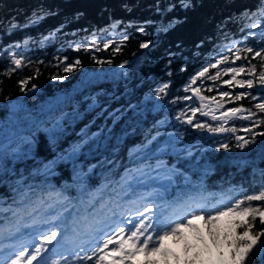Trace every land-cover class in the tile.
Returning a JSON list of instances; mask_svg holds the SVG:
<instances>
[{"label":"trees","instance_id":"trees-1","mask_svg":"<svg viewBox=\"0 0 264 264\" xmlns=\"http://www.w3.org/2000/svg\"><path fill=\"white\" fill-rule=\"evenodd\" d=\"M187 2L189 7L182 0H0V226L40 211L41 199L56 197L81 226L85 212L101 215L104 205L124 199L139 171L148 177L169 173L134 193L142 197L157 190L158 203L175 212L193 201L201 200L206 210L264 190V135L259 134L264 124L258 123L264 113L254 107L264 102V90L223 83L230 75L223 72L228 65L245 67L237 76L241 79L252 78L249 60L257 73L264 70L259 57L244 51L264 46L258 27H248L264 22V0ZM142 43L149 46L141 48ZM225 55L227 62L210 66ZM14 56L22 60L20 68ZM67 66L73 71L65 73ZM205 67L207 73L191 88L215 97L222 111L243 107L255 113L250 120H228L225 127L235 132L217 137L195 128V121L186 123V109L198 103L183 99L192 93L184 89ZM217 70L220 78L213 81L209 77ZM165 84V92L156 95ZM35 86L38 90L22 95ZM223 91L231 96L221 99ZM241 92L252 95L236 100ZM10 102L18 108L10 110ZM196 116L202 124L215 127L218 122L200 112ZM172 133L182 148L154 155ZM238 136H255V142L237 147ZM28 141L34 142L31 152ZM75 146L79 151L73 158H58L69 156ZM12 149L20 158H13ZM53 161L46 173L45 165ZM250 203L264 208V201ZM241 221L251 222L252 232L264 229L259 216L253 222L244 215L232 239L243 236ZM14 225L28 234L34 230L21 222ZM259 240L264 243V237ZM215 259L230 264L231 256L216 252ZM255 264L262 262L257 258Z\"/></svg>","mask_w":264,"mask_h":264},{"label":"snow or ice","instance_id":"snow-or-ice-1","mask_svg":"<svg viewBox=\"0 0 264 264\" xmlns=\"http://www.w3.org/2000/svg\"><path fill=\"white\" fill-rule=\"evenodd\" d=\"M183 7H189L187 0H182ZM264 15V13H262ZM250 28L260 27L259 21L254 22L248 25ZM140 31L143 32L141 28ZM250 35L255 36V34L250 33ZM127 39V37H125ZM260 39L264 40V29L261 30ZM108 45L105 44V47ZM149 45L147 43H142L141 48H147ZM120 49L117 48L116 51ZM240 49L237 48L235 52V58L239 60ZM244 51L253 54V59L259 57L261 63V68L264 69V46H261L259 49L254 50L252 47H246ZM247 59V57H244ZM229 60L227 55L223 56L216 64L210 65L215 68L217 64H223ZM99 63H104L105 61L100 60ZM13 63L16 68L22 66V60L13 57ZM76 65H79L77 60ZM111 63V61H108ZM250 67L247 69V74L251 76L250 79H241L237 80V74L244 73L245 67H226L223 69L225 75L231 73V79L224 81L225 84L231 85L232 81H236V84L241 87L246 86L248 89H252L254 86L258 85L264 90V70L257 73V66L252 64L251 61H248ZM10 71H15V68ZM73 71L72 66H67L64 68L65 73H70ZM208 68L205 67L202 69L196 76L192 78L188 87H185L184 91L187 92L189 89L193 94L199 97L200 106L194 107L191 110V117L186 120V123L193 124V118L196 116L197 112H200L204 116L211 115L212 120L223 121L217 127H213L210 124H202L200 122L195 123L194 127L197 129L207 128L209 132H235L236 128H227L225 123L232 119L233 117L241 119H251L255 115L250 109H244L243 107H234L223 113L218 117L215 115V112L203 111L207 105L204 104L206 100L215 101V97H206L200 95V88H191V85L196 83V80L199 77L205 76ZM56 79V77H53ZM211 80L215 81L220 78V71L217 70L215 76L209 77ZM28 80H22L21 84L27 85ZM168 87L165 84L163 87L159 88L156 91V95H160L165 92V89ZM212 89L210 88L209 91ZM252 95L251 92H241L235 96L236 100H240L245 96ZM231 96V93L224 91L220 93L221 99L224 97ZM193 97L185 96L183 99L190 100ZM252 99H257L256 96H252ZM220 108H223V104H218ZM256 109H259L260 112L264 113V102L255 104ZM247 112V115L244 113ZM185 113H181L180 116H177L176 119H181ZM258 123L264 124V119L259 120ZM251 131V129H249ZM264 135V133H259ZM54 137L51 138L50 142H54ZM238 143L237 147L243 148L249 143L255 142V136H252L250 140H245L242 137H236ZM29 147L28 152L32 151L33 141H28ZM4 145L0 144V148H3ZM221 147L227 149L228 144H223ZM79 151V146L72 148L68 157L60 156L59 159H71ZM10 153L13 155V158H20L18 149L10 150ZM3 152H0V172H3ZM45 165L46 173L50 171L52 164ZM252 201H264V190H261L258 194L245 195L243 199H237L234 203H229L227 206L213 209L211 211H206L203 207L194 208L192 211L184 213L178 219L165 221L155 216L153 209L150 205H145L142 209H136L134 216L127 217L123 214L119 217V221L112 220L111 223H105L103 220L95 221L93 224L89 225V234L92 235L94 240L93 246L90 252H85L83 247L80 248L79 252L73 254L70 259L69 256L63 255L61 260L48 261L47 257L41 259L42 254L48 253L50 251L49 245L57 240V237L61 235L59 230H52L43 232L39 235V238L36 243L31 245V247L21 248L14 253L7 260L0 261V264H33L36 261V264H61V261H64L65 264H77V262H83L87 264L88 261H92L93 264H131L132 259L141 252L147 254H157L160 253L163 256L167 257L169 252L163 248V243L168 237L184 238V247H185V258L184 264H223L222 259H213V250L219 253L220 257H223L224 253L220 251L225 245L229 249L231 256L230 264H255L257 258H259L264 264V243H258L260 237H264V229L252 232V223L241 221L240 224H244L243 236H239L236 239H231V233L226 228H221L218 226L217 222L221 217L225 215H230L233 213H238L242 215H251L252 221L254 222L257 216L260 217V222L264 225V208L259 206H252L250 202ZM248 202L247 206H243ZM243 206V207H242ZM145 213H148L146 216ZM115 215V214H113ZM205 225L207 226V236L208 240H205V237L200 234V229L196 226L193 221L199 217H205ZM52 223V221H48ZM239 226V224H238ZM53 228H56V225L53 224ZM184 229H192L193 236L190 238L185 235ZM3 228L0 226V231ZM7 231L10 235H15V232H12L11 228H8ZM19 229H16L18 232ZM98 234V235H97ZM246 237V239H245ZM63 238V237H61ZM235 245V247H233ZM80 252H84V255H80ZM176 260L179 261L180 257L176 256ZM146 264H159V261L153 260L146 262ZM165 264H169L165 260Z\"/></svg>","mask_w":264,"mask_h":264},{"label":"rangeland","instance_id":"rangeland-1","mask_svg":"<svg viewBox=\"0 0 264 264\" xmlns=\"http://www.w3.org/2000/svg\"><path fill=\"white\" fill-rule=\"evenodd\" d=\"M258 29H260L259 33L261 34V30L264 29V22L261 23L260 27L257 28V31H255L256 34L260 36V34L258 33ZM232 60H234L233 57L231 58V61ZM226 67H230V65ZM237 67H240V66H237ZM231 75L232 74L230 73V75L226 77L225 80H223V83L226 80H230ZM236 78L237 80H241L240 77H236ZM234 84H236V81H232L231 85L229 84L227 85L229 87H232ZM194 107H197V106L191 105L186 109L185 119H188L189 117H191V110ZM207 117H211V116H207ZM193 121L197 123V122H200V119H198V117L195 116L193 118ZM217 121H216L217 124L215 127L219 126L221 122L219 120ZM178 139L179 137L176 134H173V133L168 134L167 136H165L163 140H161V142L158 144L156 148V151L153 154L159 155L165 152H177L179 148L180 149L182 148V147H179V148L176 147L175 143L178 141ZM146 152L147 151H144L137 158L140 159V157L144 156L143 154H146ZM65 157H68V156H65ZM164 171L165 170L157 171L156 173L152 174V177H148L146 176V174H144V172L139 171L138 174L133 176V178L129 181V188L127 189V192H126L127 196L124 198L123 202L119 203L118 207H116L115 209H112V207H110L108 208L106 212H103V214L98 215L97 217H90L89 215L86 214L84 218L86 217L93 218L94 220L91 221V224L99 220H103L105 223H110L112 220H116L118 222L121 214L127 217H132L134 216L136 209H142L145 205H150L156 217H159L160 219L165 220V221H171V220L178 219L181 215L192 211L194 208H197V207L206 208L204 203L201 200H198V201H193L191 205L187 207V209H180V210H177L176 212H171V210L168 207L157 204V200H158L157 198L159 196L157 194V190H154L152 195H150L149 197L145 196V197L138 198V196L135 195L136 193H134V191H140L141 189L144 190L148 186L151 187L150 182L152 180L160 181V180L166 179V175H168L169 173L164 172ZM134 184H136V186L138 187H136L135 189H132ZM157 184H159V182L154 183L155 187H158ZM43 202L44 200L41 201V203ZM62 202L59 200H56V201H51V203H47L43 205V208L41 210L42 212L37 215L39 219H33V216L31 217L30 215L27 218L24 217V220L27 219L25 221L26 225H29V226L31 225V228L34 229L33 235H29L21 231L19 229V225L16 227L14 224L8 223V224H5L6 226H2L3 230L0 231V237L2 238L4 237V238L2 241H0V261L7 260L9 257L14 255V253L18 251L21 248V246L31 247V245L37 242L39 235L41 233L49 231L50 229L59 230L61 235L57 237L56 241H54L51 245H49L50 251L48 253L42 254L41 259H43L44 257H47L49 262L53 260H61V257L63 255H67L71 259L73 254L77 253L80 250L81 248L80 245L82 243L84 244L83 246L85 245L87 246L88 244L90 245L91 243H94L92 235L89 234L90 223L88 222H86L83 228L79 231L76 229L72 233L68 231L67 228L68 226H70L71 222L73 221L69 219L70 215L65 216V214L69 213V210H68L69 206H65L64 204H62ZM229 203H234V202L225 201V203H221V205L218 204V205L209 207L208 209H206V211H211L216 208L227 206ZM145 215L147 216L148 213H145ZM63 216L67 218L66 219L64 218L65 219L64 220L62 219ZM21 219L22 218L19 219L18 217V219H16V222H19ZM205 219H206V216L199 217L196 220H194L193 223L196 226H198V228L200 229V234L205 237V240H208L207 226L205 225V222H204ZM240 219H244V215L233 213V214L225 215L221 217L220 220L217 222V224L221 228H226L231 233L230 238L232 239L234 230ZM74 220H76L75 217H74ZM48 221H52V223H48ZM74 223L75 222H73L71 225H74ZM53 224L56 225V228H53ZM8 228H11L12 232H15L14 236L9 234V232L7 231ZM17 228L19 229L18 232H16ZM184 233L186 236L190 238L189 242L191 243L192 242L191 237L193 236V230L184 229ZM258 243H262V242L259 240ZM163 248L169 252V255L167 257L163 256L160 253L146 255L144 252H141L132 259L131 264H146V262H150L153 260L159 261V264H165V260H167L169 264H184L185 247H184L183 237H180V238L168 237L163 243ZM215 251L216 250H213V259H215V253H216ZM220 251L224 253L223 256H227L229 254V249L227 245H225ZM176 256L180 257L179 261L176 260ZM33 264H36V261H34ZM61 264H65V262L61 261ZM77 264H83V262L81 263L77 262Z\"/></svg>","mask_w":264,"mask_h":264},{"label":"water","instance_id":"water-1","mask_svg":"<svg viewBox=\"0 0 264 264\" xmlns=\"http://www.w3.org/2000/svg\"><path fill=\"white\" fill-rule=\"evenodd\" d=\"M36 90H38L37 86H35V87L31 88V89H27V90H25V91L22 93V95L24 96L25 94H28V93H31V92H35ZM200 95L204 96L202 93H200ZM205 96H206V95H205ZM191 97H193V98L191 99L193 102H197V103H199V105H200L199 97L195 96V95L193 94V92H192ZM206 97H208V96H206ZM204 104L207 105V107H208V108H207V109H208L207 111H208V112H212V111H214V112H215V115L218 116V117L221 115V113L225 112V111H218V110H219V106L217 105L216 101L206 100V101H204ZM9 107H10L11 110H15L16 108H18V104L15 103V102H10V103H9ZM204 110H205V108L203 109V111H204ZM228 110H229V109H228ZM233 118H234V117H233ZM214 135H216V136L218 137L219 135H224V132H215Z\"/></svg>","mask_w":264,"mask_h":264},{"label":"bare ground","instance_id":"bare-ground-1","mask_svg":"<svg viewBox=\"0 0 264 264\" xmlns=\"http://www.w3.org/2000/svg\"><path fill=\"white\" fill-rule=\"evenodd\" d=\"M124 213V212H123ZM107 218V217H106ZM111 219V218H110ZM111 223V222H110ZM82 242V241H81ZM86 243V242H85ZM80 244V243H79ZM84 244L82 243L80 246L83 247L85 249V252H90L91 248L93 246V243H91L90 245L88 244L87 246H83ZM75 251V250H74ZM76 252V251H75ZM79 252V251H78ZM81 255H84V252H80ZM81 263V262H80ZM87 264H93L92 261H88Z\"/></svg>","mask_w":264,"mask_h":264},{"label":"flooded vegetation","instance_id":"flooded-vegetation-1","mask_svg":"<svg viewBox=\"0 0 264 264\" xmlns=\"http://www.w3.org/2000/svg\"><path fill=\"white\" fill-rule=\"evenodd\" d=\"M198 106H200L199 104H198ZM208 107H205V110L204 111H207L208 109H207Z\"/></svg>","mask_w":264,"mask_h":264}]
</instances>
